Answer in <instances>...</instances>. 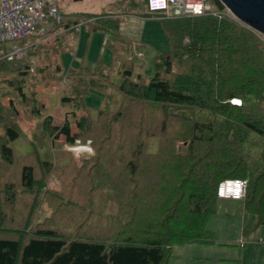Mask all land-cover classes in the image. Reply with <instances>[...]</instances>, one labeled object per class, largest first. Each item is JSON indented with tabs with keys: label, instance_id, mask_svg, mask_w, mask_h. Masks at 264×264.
<instances>
[{
	"label": "trees",
	"instance_id": "16d2710c",
	"mask_svg": "<svg viewBox=\"0 0 264 264\" xmlns=\"http://www.w3.org/2000/svg\"><path fill=\"white\" fill-rule=\"evenodd\" d=\"M210 2L225 7L220 0ZM79 13L95 14L64 13L63 24L78 22L72 15ZM161 15L170 49L154 52L136 79L131 68L123 71L124 102L115 109L98 108L94 117L85 96L102 88L94 78L80 76L73 95L62 97V104L90 111L76 118L77 131L72 132L69 117L62 124L50 116L43 120L53 158L42 157L36 147L31 156L16 155L19 106L28 119L46 106L26 90L31 76L25 58L0 60V85L12 86L0 91V264H168L177 245L216 241L207 224L224 199L218 184L228 177L248 179L241 211L253 213L255 221L242 233L264 226V117L248 108L253 98L264 100V43L228 16ZM88 17H93L91 29L109 39L119 38L117 33L128 38L119 20ZM151 138L159 142L156 156L148 150ZM77 140L90 142L93 152L85 156L91 160L109 153L96 186V168L84 176L67 147ZM56 169L59 189L44 198ZM42 202L51 212L37 221ZM99 211L103 223L89 225Z\"/></svg>",
	"mask_w": 264,
	"mask_h": 264
},
{
	"label": "rangeland",
	"instance_id": "374dc122",
	"mask_svg": "<svg viewBox=\"0 0 264 264\" xmlns=\"http://www.w3.org/2000/svg\"><path fill=\"white\" fill-rule=\"evenodd\" d=\"M59 7L62 14L73 12H94L92 15H109L110 18L121 22V32L128 38L120 36L109 39L108 34L102 30H92L89 22L82 24L79 28L69 25L55 26L45 41L41 43L37 51L27 55L25 61L30 64V78L26 81L27 92L34 91L36 96L46 106L43 114L35 118L28 119L24 108L19 106L18 121L20 125V135L13 141L12 145L16 155L21 159L34 154L35 147L42 157H54L48 131L43 126V120L50 116L54 124H62L66 117L71 121L72 132L77 131L76 118L90 111L75 109L72 105L62 104V97L72 96L74 85L78 77L83 76L95 79L101 90H91L85 96L86 106L92 108L91 113L97 116L98 108H116L125 100V96L119 91L120 78L126 68L133 70L132 78L136 79L138 73H143L151 64V57L154 52H168L170 44L165 34L160 14H165V10L151 11L149 0H53ZM157 12V13H156ZM84 13L72 15L78 20L89 18ZM163 16V15H161ZM183 16L167 17L179 18ZM228 18L247 26L245 23L234 17ZM249 27V26H247ZM250 28V27H249ZM252 29V28H251ZM258 38L264 43V34L252 29ZM106 35V36H105ZM61 37V43L56 37ZM109 39V40H108ZM132 39L143 43L140 46ZM56 43V44H55ZM31 52V50L29 51ZM99 60L101 62L99 63ZM83 67L82 70H80ZM85 68V69H84ZM11 88L6 83L0 91ZM99 87V86H98ZM4 103L9 102L8 96L3 97ZM232 101L240 102L239 99ZM254 107L259 110L264 117V100L258 101L253 98L248 108ZM75 110V112L73 111ZM73 115H76L74 117ZM167 134V133H166ZM166 134L162 137L164 138ZM64 137L61 136V140ZM157 138H151L149 151L156 156L158 147ZM179 148L183 142L178 141ZM106 151L95 159L89 156L78 154L77 164L82 168V174L90 173L89 169H95V178L92 186L101 182L103 168L108 164L110 156ZM155 154V155H154ZM64 160L70 157L62 155ZM68 156V155H67ZM76 156V155H75ZM66 158V159H65ZM90 166L87 165L90 163ZM59 170L52 172L48 183L44 187V198L50 192L59 189L57 175ZM106 194V191H104ZM102 208L106 209L107 198L103 197ZM100 200H96L93 205L98 210ZM42 207L38 209L36 220H42L50 214L51 209L46 202H42ZM150 207V206H149ZM242 201L240 199H220L218 212L209 217L207 227L214 232L216 241L212 243H186L175 246L168 264H262L264 263V226L249 233H242L244 226L250 227L255 221V215L248 213H238L241 210ZM110 210V209H109ZM108 210V211H109ZM112 210V209H111ZM114 207L113 211L116 212ZM64 211V210H61ZM57 216V214H56ZM89 225L95 226L103 223V218L99 213L94 214L89 220ZM69 225L68 231H71Z\"/></svg>",
	"mask_w": 264,
	"mask_h": 264
},
{
	"label": "built area",
	"instance_id": "2783aa9c",
	"mask_svg": "<svg viewBox=\"0 0 264 264\" xmlns=\"http://www.w3.org/2000/svg\"><path fill=\"white\" fill-rule=\"evenodd\" d=\"M149 9L165 10L162 17L213 14L236 18L227 7L223 10L214 8L210 0H150ZM64 19L53 0H0V60L21 59L30 50L36 51L47 39L49 32L55 26L63 24ZM92 19L93 17L81 19L73 23V26L79 28ZM67 147L76 156L93 152L90 142L81 144L77 140ZM247 185V178H224L218 184L217 194L224 199H241L246 193Z\"/></svg>",
	"mask_w": 264,
	"mask_h": 264
},
{
	"label": "water",
	"instance_id": "95a60500",
	"mask_svg": "<svg viewBox=\"0 0 264 264\" xmlns=\"http://www.w3.org/2000/svg\"><path fill=\"white\" fill-rule=\"evenodd\" d=\"M233 15L250 28L264 34V0H220Z\"/></svg>",
	"mask_w": 264,
	"mask_h": 264
},
{
	"label": "crops",
	"instance_id": "0c3cea01",
	"mask_svg": "<svg viewBox=\"0 0 264 264\" xmlns=\"http://www.w3.org/2000/svg\"><path fill=\"white\" fill-rule=\"evenodd\" d=\"M132 41H133V42H136V43H140V42H138V41H137V40H135V39H132ZM140 44H142V43H140ZM226 200H227V199H226ZM237 212H238V213H242V211H241L240 209H239V210H237ZM209 229L211 230V228H209Z\"/></svg>",
	"mask_w": 264,
	"mask_h": 264
},
{
	"label": "clouds",
	"instance_id": "9594fccd",
	"mask_svg": "<svg viewBox=\"0 0 264 264\" xmlns=\"http://www.w3.org/2000/svg\"><path fill=\"white\" fill-rule=\"evenodd\" d=\"M157 1H159V2H166L167 0H157ZM149 2H150V0H149Z\"/></svg>",
	"mask_w": 264,
	"mask_h": 264
},
{
	"label": "snow or ice",
	"instance_id": "6c2138e0",
	"mask_svg": "<svg viewBox=\"0 0 264 264\" xmlns=\"http://www.w3.org/2000/svg\"><path fill=\"white\" fill-rule=\"evenodd\" d=\"M237 103H238V101H237Z\"/></svg>",
	"mask_w": 264,
	"mask_h": 264
},
{
	"label": "bare ground",
	"instance_id": "6f19581e",
	"mask_svg": "<svg viewBox=\"0 0 264 264\" xmlns=\"http://www.w3.org/2000/svg\"><path fill=\"white\" fill-rule=\"evenodd\" d=\"M240 101V100H239Z\"/></svg>",
	"mask_w": 264,
	"mask_h": 264
}]
</instances>
